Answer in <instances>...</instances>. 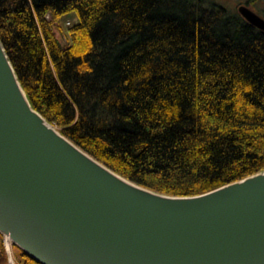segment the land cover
Wrapping results in <instances>:
<instances>
[{
	"label": "trees",
	"instance_id": "1",
	"mask_svg": "<svg viewBox=\"0 0 264 264\" xmlns=\"http://www.w3.org/2000/svg\"><path fill=\"white\" fill-rule=\"evenodd\" d=\"M0 40L31 106L138 184L194 195L264 169V32L222 3L0 0Z\"/></svg>",
	"mask_w": 264,
	"mask_h": 264
},
{
	"label": "water",
	"instance_id": "2",
	"mask_svg": "<svg viewBox=\"0 0 264 264\" xmlns=\"http://www.w3.org/2000/svg\"><path fill=\"white\" fill-rule=\"evenodd\" d=\"M0 234L40 264H264V169L194 195L138 184L31 106L0 40Z\"/></svg>",
	"mask_w": 264,
	"mask_h": 264
},
{
	"label": "rangeland",
	"instance_id": "3",
	"mask_svg": "<svg viewBox=\"0 0 264 264\" xmlns=\"http://www.w3.org/2000/svg\"><path fill=\"white\" fill-rule=\"evenodd\" d=\"M216 1L218 3H222L224 6H226L228 9L230 10H236L237 11V7L240 4H245L248 7H250L251 9H253L255 12H257L258 14H260L262 17H264V0H213ZM77 21V16L74 12H70V13H66L64 15H62L61 17H59V19L55 22L57 27H59L60 32H59V38L60 41L63 44L67 43V40L69 38L68 36V27H70L72 24H74ZM4 245V242H3ZM4 249H5V245H4ZM12 253L14 256V259L16 261L17 264H21L20 262H18L16 259L17 257L14 254L13 249ZM6 252V249H5ZM7 255V252H6ZM6 264H9L8 262V255L6 257Z\"/></svg>",
	"mask_w": 264,
	"mask_h": 264
},
{
	"label": "built area",
	"instance_id": "4",
	"mask_svg": "<svg viewBox=\"0 0 264 264\" xmlns=\"http://www.w3.org/2000/svg\"><path fill=\"white\" fill-rule=\"evenodd\" d=\"M4 242V245H5V249H6V252H7V255H8V262L9 264H17L15 259H14V256H13V253H12V247H11V243L8 241V240H3Z\"/></svg>",
	"mask_w": 264,
	"mask_h": 264
},
{
	"label": "flooded vegetation",
	"instance_id": "5",
	"mask_svg": "<svg viewBox=\"0 0 264 264\" xmlns=\"http://www.w3.org/2000/svg\"><path fill=\"white\" fill-rule=\"evenodd\" d=\"M260 15V14H259Z\"/></svg>",
	"mask_w": 264,
	"mask_h": 264
}]
</instances>
